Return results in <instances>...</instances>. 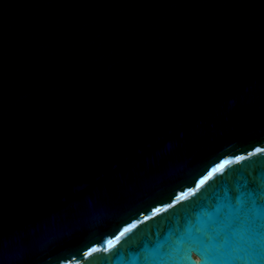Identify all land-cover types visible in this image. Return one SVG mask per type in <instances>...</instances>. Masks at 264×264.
<instances>
[{
  "label": "water",
  "instance_id": "obj_1",
  "mask_svg": "<svg viewBox=\"0 0 264 264\" xmlns=\"http://www.w3.org/2000/svg\"><path fill=\"white\" fill-rule=\"evenodd\" d=\"M0 264H264V0H0Z\"/></svg>",
  "mask_w": 264,
  "mask_h": 264
}]
</instances>
